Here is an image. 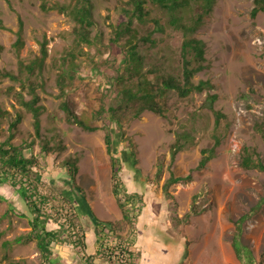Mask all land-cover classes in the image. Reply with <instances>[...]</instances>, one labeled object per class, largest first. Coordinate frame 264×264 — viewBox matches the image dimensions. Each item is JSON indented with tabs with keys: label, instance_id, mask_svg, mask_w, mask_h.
<instances>
[{
	"label": "rangeland",
	"instance_id": "374dc122",
	"mask_svg": "<svg viewBox=\"0 0 264 264\" xmlns=\"http://www.w3.org/2000/svg\"><path fill=\"white\" fill-rule=\"evenodd\" d=\"M70 1L0 0V69L17 72L19 59L27 62L38 54L44 38L48 50L41 73L30 77L38 82L37 104L42 105L39 133L35 132L32 112L20 102L21 96L31 97L29 78L26 74L21 80L0 76V106L8 110L0 124V140L9 135V122L17 113L21 114V120L12 130L11 142L21 145L27 156L38 157L39 176L45 184L42 189L54 192L72 189L71 192L84 196L97 214H108L103 209L107 207L105 195L111 166L102 128L108 124L113 130L115 154L120 158L125 187L143 198L136 221L140 228L135 230L140 264H174L175 256L164 242L176 231L186 237L193 232L202 237V232H206V249L193 254L188 262L186 249L190 241L186 242L180 264H225L218 244L231 243L234 220L244 213L248 216L241 223L239 241L250 249L255 264H264L260 261L264 255V171L243 169L238 163L244 144L255 147L264 162V140L253 128L254 122L264 114V12L252 18V0H214L195 33L205 42L207 65L194 74L193 80L211 82L210 91L217 93L214 107L224 112L228 120V125L222 122L216 129L220 142L214 155L203 167H198L200 149L214 143V116L204 105L207 90L192 91L183 97L168 90L164 97L167 117L143 110L138 117L123 121L122 128L95 113L102 99L108 105L115 93L109 77L122 71L123 63L119 62L123 57L120 46L123 39L111 43L110 38L112 24L117 21L125 0H92L97 23L92 27V36L99 33L100 40L92 47L82 43L85 53L78 52V47L74 51V62L79 68L69 86V97H73L78 115L97 128L85 130L66 121L59 107L56 76L70 60L66 51L73 45L70 33L74 21L53 6ZM152 10L154 14L156 9ZM19 20L23 45L16 50L13 43ZM153 35L159 39L163 36L164 40L158 45V54L154 52L156 47L150 50L164 58L165 71L177 72L173 59L179 52V35L175 32L170 35L169 30ZM140 48L145 51L144 46ZM177 133L183 134L184 144L171 159V144ZM127 138L134 143V156L130 154ZM66 160L75 162L73 178L64 166ZM160 164L162 171L157 179ZM170 173L189 175V178L173 182L165 189L163 183ZM71 192H67L70 198ZM109 212L105 216H114ZM29 215L19 190L9 183L0 184V264H10V259L23 260L20 264H41L34 240H15L30 230ZM153 217L156 227L162 228L159 238H155L157 233L152 230ZM88 220L79 215L77 222L86 232V251L92 252L96 236ZM116 222L115 233L128 236V225L122 219ZM48 227L56 224L49 222ZM4 240L10 242L7 247L2 243ZM52 249L58 263L85 264L80 250L68 242L53 244ZM96 263L110 264L104 259Z\"/></svg>",
	"mask_w": 264,
	"mask_h": 264
},
{
	"label": "trees",
	"instance_id": "16d2710c",
	"mask_svg": "<svg viewBox=\"0 0 264 264\" xmlns=\"http://www.w3.org/2000/svg\"><path fill=\"white\" fill-rule=\"evenodd\" d=\"M214 0H125L120 8L117 21L112 24L111 43L120 44L123 51V63L121 72L109 77V83L114 86V95L108 105L105 100L100 103L95 111L96 115L104 116L108 123L114 122L116 127L122 128L123 121H130L139 116L143 110H151L164 117H167V105L165 94L168 90L175 91L179 96H186L192 91L207 90L204 105L208 106L214 116V130L212 136L214 143L209 147L200 149L201 157L198 167H203L214 155L215 148L220 142L216 129L224 122L228 125L227 115L220 109L214 107L217 98L216 92H211L213 87L211 82L206 79L193 80V76L198 71L206 68L205 42L195 35L197 29L204 21V17L211 10ZM253 6L250 16L254 18L259 12H264V0H252ZM57 10L67 13L74 25L71 29L73 45L66 51L70 56L69 63L63 66L56 76L60 97L59 107L64 111L66 121L78 125L85 130H94L97 126L88 124L78 115L73 97H69V86L76 76L79 64L74 62L76 57L75 48L78 52H84L81 44L89 47L100 40L99 33L92 36V27L96 26L92 0H72L69 3L55 4ZM155 8L157 14H151ZM160 14V16H158ZM163 17V20L162 18ZM151 25H147V22ZM175 32L179 35V52L175 55L173 62H176L177 72L165 71V61L160 55H156L150 50L156 47L159 51V43L164 40L153 34ZM22 22L19 20V28L16 30V40L13 46L18 50L23 45ZM93 37V38H92ZM47 40L40 41L39 53L35 54L27 62L19 59L18 70H2L0 76L9 77L13 80H21L22 75L26 74L29 78V93L31 97L24 99L21 96L20 102L32 112L33 126L36 133L40 129V114L42 105L37 104L39 95L36 92L38 82L30 77L38 76L44 68L48 50ZM144 46L145 51L140 47ZM147 49V50H146ZM8 114V110L0 106V124L2 118ZM108 115V118L106 117ZM21 120V114L9 122V135L4 140H0V184L9 183L19 190L27 210L29 212L28 223L30 230L24 234L16 236V241L36 242L40 251L41 264H59L53 258V244L70 243L81 252V257L85 264H95V257L107 260L110 264H137L138 254L133 245L135 242L136 221L143 206V198L136 191H130L125 187L120 174V158L115 154L114 135L110 125H103L104 142L106 151L109 154L112 178V190L122 212V221L128 225V236H120L115 233L118 222L95 220V241L94 252L86 251V232L82 229L78 221V211L72 200L65 192H54L44 190V182L39 176V159L36 155L27 156L21 145L11 142L13 129ZM254 130L264 140V114L254 122ZM123 133V132H122ZM121 133V134H122ZM120 134V137H121ZM180 134H176L175 141L171 144V159L175 157L177 151L183 147ZM128 139V138H127ZM128 147L133 151L134 143L128 139ZM238 163L243 169H256L264 171V162L260 159L255 147L244 144L240 148ZM70 178L76 172L75 162L66 160L64 163ZM161 164L157 165V179L161 176ZM186 176H175L170 173L165 179L163 187L168 188L173 182L179 181ZM22 215H26L23 213ZM248 213L240 215L234 220V232L232 246L238 257L243 253L248 259L247 264H253L252 254L248 247L239 241L241 234V223L246 219ZM49 222L56 224V227H48ZM66 233L63 235V233ZM0 231V235H1ZM3 245L7 247L9 241L4 240ZM23 260L10 259V264H20ZM264 262V255L261 260Z\"/></svg>",
	"mask_w": 264,
	"mask_h": 264
},
{
	"label": "crops",
	"instance_id": "0c3cea01",
	"mask_svg": "<svg viewBox=\"0 0 264 264\" xmlns=\"http://www.w3.org/2000/svg\"><path fill=\"white\" fill-rule=\"evenodd\" d=\"M107 190H108L107 194L105 195L106 196L105 197V203L107 204V207L104 208L103 210H107L108 214H104V212H102L101 215H99L95 212V209L93 208V206H91L89 201L86 200L84 196H78V194L71 192V191H74L72 189L65 191L66 195H67V192L73 193V196L71 198L68 195L67 196L72 201L74 199L73 203L75 205L76 210L78 211V214L84 216V218H86V220L89 219L88 221L92 223L91 225H93L94 231H95L94 217H97L101 220H108L111 222H116V221L122 219L121 209L118 205V202H117L116 197H115L113 190H112L111 168L109 170V179H108V189ZM130 191H132V190H130ZM106 204H105V206H106ZM109 210L112 211L111 213H114V216H112V217L111 216H105V215H110ZM151 219H152V222L154 225L152 230L156 231V233H157V235L154 234V236H155V238H159L158 236H159V233L162 231V228H160L159 226L156 227V224H155L156 220L154 219V217ZM143 224L145 226V222ZM136 227H137V230L140 228V227H138V225H136ZM136 232H135V236L137 235ZM124 234H123V236H125ZM180 234L181 233H179V231L174 232V234H169V236L165 239V242H164V243H166V242L168 243L167 249L169 248V251L171 252L172 256L173 257L175 256L174 264H180L183 253L185 251V249H184L185 243L188 241H190L189 245L186 249V251L188 250V262L191 261V259L193 258V254H195V253L197 255L201 254L203 249L204 248L206 249V232L205 231L202 232V235H201L202 237H199L200 233L196 234V232L188 233L187 237L184 235L179 236ZM219 243L220 244H218V248H219L220 252L222 253V256L225 260V264H247L248 259L246 258V255H244L242 253L241 256L238 257L236 255V252H235L233 246H232V243H227L224 241H220ZM136 244H138V243H137V239L135 237L134 247H135L136 252L138 254V261H137L138 263L137 264H140L141 253H140V249H138V245H136ZM242 245H244V244H242ZM244 246L247 247L246 245H244ZM95 247H96V241H95L94 250H95ZM94 250L92 252H94ZM164 250L168 251L165 248H164ZM92 252H88V253H92ZM100 259H102V258L95 257V259L93 261L95 264H97L96 263L97 260H100ZM59 264H61V263H59ZM253 264H255V263L253 262Z\"/></svg>",
	"mask_w": 264,
	"mask_h": 264
}]
</instances>
